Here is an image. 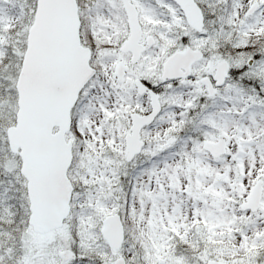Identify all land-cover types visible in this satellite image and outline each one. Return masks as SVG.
Segmentation results:
<instances>
[{"label":"snow or ice","instance_id":"snow-or-ice-1","mask_svg":"<svg viewBox=\"0 0 264 264\" xmlns=\"http://www.w3.org/2000/svg\"><path fill=\"white\" fill-rule=\"evenodd\" d=\"M0 264H264V0H0Z\"/></svg>","mask_w":264,"mask_h":264}]
</instances>
